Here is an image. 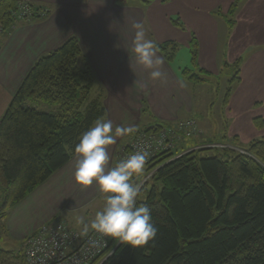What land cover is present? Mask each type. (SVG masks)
<instances>
[{"label": "trees", "instance_id": "obj_1", "mask_svg": "<svg viewBox=\"0 0 264 264\" xmlns=\"http://www.w3.org/2000/svg\"><path fill=\"white\" fill-rule=\"evenodd\" d=\"M17 1L0 0L3 32L17 20L12 14ZM28 2L35 11L48 13L44 6ZM33 18L42 17L33 13L27 20ZM190 43L192 68L197 70L185 67L182 77L204 83L211 73L197 65L194 36ZM156 47L170 61L178 45L167 40ZM223 68L232 70L224 95L227 104L232 85L240 80V59L225 62ZM39 102L52 110L40 109ZM146 111L143 106L141 112ZM105 117L102 87L75 36L35 60L0 117V242L8 240L9 211L63 167L75 155L80 135ZM253 124L264 127V118L256 116ZM172 125L153 120L135 129L148 133ZM223 138L189 134L146 161L144 175L133 177V182L140 186L137 206L149 207L156 235L139 247L110 237L102 255L111 253L100 264H264V136L250 140L247 153L225 147L237 142V135L229 141ZM100 257L90 264H98ZM0 264L27 263L19 250L0 243Z\"/></svg>", "mask_w": 264, "mask_h": 264}, {"label": "crops", "instance_id": "obj_2", "mask_svg": "<svg viewBox=\"0 0 264 264\" xmlns=\"http://www.w3.org/2000/svg\"><path fill=\"white\" fill-rule=\"evenodd\" d=\"M29 1L44 6L48 13L42 18L15 20L0 36V117L35 60L72 35L102 87L105 118L110 119L114 127L139 128L153 120L175 123L191 119L193 95L172 64L157 49L164 61L162 71L166 74V82L152 81L130 51L135 31L133 22L145 25L156 16L164 17L163 23L171 32L160 31L159 37L147 34L156 45L167 40L176 42L178 39L174 36L177 35L190 38L192 30L197 33L202 20V26L209 25L206 19L215 24L202 30L211 35L214 46L208 54L210 60L218 63L215 52L218 32L224 36L223 45L237 51L232 61L240 59L239 85L233 92L231 90L228 104L239 99L237 93L247 87L246 83L257 85L254 95L248 93L255 100L254 105L264 102V0H211L205 7L201 5L205 0H155L149 4L136 1L119 4L117 0ZM234 2L237 5L229 13ZM215 6L218 11L212 10ZM171 15L183 19L189 27L179 30L178 21L175 24L169 20ZM229 18L232 23L228 22ZM243 52L247 55L242 56ZM140 82L147 85L143 90L138 87ZM143 106H147L145 113L141 112ZM129 138L130 135L117 137L116 143L108 146L109 167L114 166ZM75 160L76 155L9 211L5 219L8 240L18 244L55 218L64 220L80 233H83L80 218L90 225L96 212L104 207L105 194L95 183L82 187L75 181Z\"/></svg>", "mask_w": 264, "mask_h": 264}, {"label": "clouds", "instance_id": "obj_3", "mask_svg": "<svg viewBox=\"0 0 264 264\" xmlns=\"http://www.w3.org/2000/svg\"><path fill=\"white\" fill-rule=\"evenodd\" d=\"M132 28L135 31L130 51L136 62L148 71L150 80L166 82L162 71L164 61L157 54L155 42L147 37L144 24L133 22ZM146 86L143 82L138 84L141 90ZM135 131L134 126L114 127L110 119L98 118L75 145L74 179L82 187L95 183L105 194L104 207L96 212L90 225L79 219L83 233L91 229L122 244L139 247L152 240L157 231L149 207L137 206L140 186L133 182V177L144 175L149 152L146 147L141 148L112 167H109L108 153V146L116 143L117 137Z\"/></svg>", "mask_w": 264, "mask_h": 264}, {"label": "rangeland", "instance_id": "obj_4", "mask_svg": "<svg viewBox=\"0 0 264 264\" xmlns=\"http://www.w3.org/2000/svg\"><path fill=\"white\" fill-rule=\"evenodd\" d=\"M135 1L138 2V0H126L125 2L131 3ZM154 1L155 0H153V2ZM170 1L173 2L174 0ZM205 1L206 2H201L202 7H205L206 3L211 2V0ZM217 8L218 6H215L214 8H212V10L218 11L216 10ZM171 16L172 17L170 19L169 17L167 19H169L170 21L172 20L171 23L175 24H177L178 21L179 30L180 27H189L188 23H184L183 19H179L176 15ZM163 18L164 17L162 16H156V18L151 17V20H148V23L146 22L144 26L146 29V34L150 35L149 37H155L156 35L157 37H159V33L161 32H169L171 34L170 29H168V27L164 25ZM206 21L207 23H209V25L202 26V24H204V20H202L201 25L198 27L196 26L198 34L192 30L190 38H183L181 35L174 36L178 39V41H176L178 49L175 52V56L169 62L177 70L180 77L191 90L194 98V109L193 112L189 115V118L193 119L196 122L198 129H196L192 135L199 137L200 134V138L218 141H225L223 136H226V140L229 141L230 139L228 138H231L233 135H237V142H234L233 144L227 143L225 147L228 149H233L235 151L247 153L246 147L248 146L250 140L264 136V127L259 129L253 124V118H255L256 116L263 115L264 117V102L259 105H254L255 103H253V101L255 100L251 98L248 93L254 95L256 91H258L257 85L253 83H246L245 86L247 87L245 89H240L241 91L239 90L237 93L239 95V99L236 98V100L233 101L231 105H229L228 103H224L226 88H228V86H231L229 80L232 76V70H226L223 67L225 62H233L232 57L237 55V51H233L232 49L225 47L222 42L224 36H220V33L218 32V45L215 46V52L218 56V63H213L210 60V55L208 56V54L211 53L214 48V46L211 45V35L202 31L206 27L209 28L212 22L207 19ZM165 22L167 23V21ZM179 32H182V30ZM193 36L195 37L198 44L197 65L199 67L206 68L207 71L211 73L210 75H208V81L204 83H192L186 81V79L182 77L183 68H192L190 60V41ZM243 54L244 55L242 56L247 55L246 52H243ZM192 69L197 70V67ZM238 85L239 82H235L232 85V92L235 90V88L237 89ZM39 104H42L39 106L40 109L48 107L49 110H52V107L46 103L39 102ZM183 134L184 133L180 132L179 134H177V137H173V139H171L172 145L168 146L166 149H171L178 141L179 143L182 142L184 140V136L187 135ZM187 151L188 150H185L184 152ZM151 173L152 171L147 175L149 176ZM144 177H146V175ZM47 223L48 222L44 223L43 225ZM27 237L25 236L18 244L6 239L4 242L1 241L0 243L5 248H15L17 246L16 250H19L21 254H24L22 244Z\"/></svg>", "mask_w": 264, "mask_h": 264}, {"label": "built area", "instance_id": "obj_5", "mask_svg": "<svg viewBox=\"0 0 264 264\" xmlns=\"http://www.w3.org/2000/svg\"><path fill=\"white\" fill-rule=\"evenodd\" d=\"M28 1H17L12 12L17 20H27L33 13L39 17L47 15L43 8L35 11ZM2 32L3 29L0 25V36ZM195 130V121L185 119L153 132L135 131L127 143L122 146L114 165L126 156L145 147L149 152L148 160L159 150H164L172 145L171 139L177 137L180 132L189 135L193 134ZM147 177L148 175L141 180V183ZM109 238L91 229L86 234L80 233L64 220L55 218L30 234L23 241L22 246L27 264H90L101 256L98 260V264H100L111 253L109 251L102 255L108 248Z\"/></svg>", "mask_w": 264, "mask_h": 264}]
</instances>
